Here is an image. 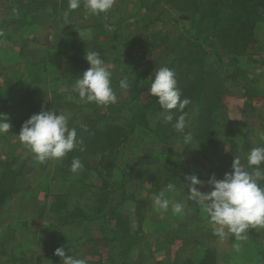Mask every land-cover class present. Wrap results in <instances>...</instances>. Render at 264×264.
Returning a JSON list of instances; mask_svg holds the SVG:
<instances>
[{
  "label": "crops",
  "instance_id": "0c3cea01",
  "mask_svg": "<svg viewBox=\"0 0 264 264\" xmlns=\"http://www.w3.org/2000/svg\"><path fill=\"white\" fill-rule=\"evenodd\" d=\"M37 2L40 4L33 2L32 14L45 5L54 12L67 6V0ZM33 18L31 37L23 35L24 30L8 33L12 41H19L11 54L31 53V80L0 81V113L14 112L25 90L31 89L37 91L41 109L69 116V127H77L81 141L92 140L95 129H103L106 123L121 125L127 135L116 150L87 153V163L82 162L84 170L78 175L69 171L67 156L37 162L19 142L16 134L20 129L0 136V172L6 166L14 185L0 206V264H60L61 258L54 252L61 246L66 255L86 259L88 264H264V229L250 228L249 238L237 254L234 237L222 241L214 236L206 215L194 202H189L182 217L169 211L161 218L151 199L168 183L176 185L179 192L170 196L186 199L187 193L181 191L185 175L195 174L202 181L213 174L223 179L232 171L234 156H246L260 146L257 132L264 131V99L253 102L250 125L245 126L246 121L240 118L249 115L242 108L248 98L244 92H254L252 97L264 94V16L253 27L254 47L243 57L249 59L252 74L240 68L235 80L226 79L225 116L213 124L209 140L192 138L189 145L180 134L162 141L150 131L159 112L148 111L146 125L138 124L142 103L131 101V95L117 94L115 104H93L83 110L54 105L69 99L75 105L81 101L68 94L74 83L65 76L72 57L85 59L86 51H97L113 71L111 37L104 24L105 39L100 41L102 22H90L92 17L84 14L79 25H87L91 32L84 40H79L72 21L65 26L58 22L50 29L51 21L45 25L40 15ZM105 20L107 24L113 21L107 16ZM122 102L127 109L117 114ZM88 121L94 127H89ZM242 163L246 164V159ZM261 184L264 186V181Z\"/></svg>",
  "mask_w": 264,
  "mask_h": 264
},
{
  "label": "clouds",
  "instance_id": "9594fccd",
  "mask_svg": "<svg viewBox=\"0 0 264 264\" xmlns=\"http://www.w3.org/2000/svg\"><path fill=\"white\" fill-rule=\"evenodd\" d=\"M116 0H67V10L63 12L64 26L71 24L70 14L83 7L87 14L93 16L106 15ZM3 33L0 32V36ZM85 60L90 67L79 76L72 85V91L78 94L81 101L97 106H109L117 102V93L113 87V74L105 64V60L97 51H86ZM148 89L150 96L158 98L159 116L163 122L171 124L175 133L183 136L185 144L192 141L188 128L185 109L190 105V98L182 97L177 86L175 72L167 66L156 69ZM119 88L128 90L130 84L127 77L119 80ZM69 116L63 112L45 111L32 114L21 126L16 136L39 163L49 160H62L74 149L83 151L82 141L77 138L75 128L69 127ZM9 117L0 113V136L12 132ZM260 146L253 147L246 156H234L231 172H226L223 179L213 174L207 181L197 175H185L181 191L187 193L186 199L176 200L169 194L178 195L176 185L168 183L158 192L152 194L153 210L161 218L171 211L172 215L182 217L185 209L194 205L207 217L213 235L220 240L229 236L236 241L234 252L239 254L242 243L249 238L250 228L264 229V131H258ZM246 159L247 163H242ZM84 170L78 157L71 161L69 171L78 175ZM200 188L210 187V191ZM187 188V191H185ZM69 253V249H68ZM54 255L61 258L60 264H88L86 259L66 255L64 247H57Z\"/></svg>",
  "mask_w": 264,
  "mask_h": 264
},
{
  "label": "trees",
  "instance_id": "16d2710c",
  "mask_svg": "<svg viewBox=\"0 0 264 264\" xmlns=\"http://www.w3.org/2000/svg\"><path fill=\"white\" fill-rule=\"evenodd\" d=\"M177 2L179 11L177 20L193 19L196 23H203V29L199 30V36L193 37L191 33L188 37L181 39V42L175 47L163 49L161 55L154 57L141 70L140 74L135 76L131 101L142 103L137 116V123L145 126L147 112L160 113L161 109L156 103L158 98L148 95L142 101L140 94L145 89H149L151 84L149 77L153 76L156 69L164 66L169 67L176 74L177 86L182 92V97L186 96L191 100L190 105L185 109L188 120L186 130L189 131L194 140L205 142L211 138L213 124L221 115L220 107L225 95L224 81L226 75L218 71V68L211 65L205 58L202 41L208 40L209 45L222 55L237 56L246 53L253 43V27L264 15V0H177ZM122 37L121 30H115L111 36V48H116L122 44L118 43ZM122 45L126 50L124 52L127 54L126 56H130L131 40ZM124 53H122L121 58H123ZM71 62L72 65L65 76L68 79L72 75L82 76L83 72L90 67L87 61L81 57L74 56ZM121 63L119 65H122ZM82 67L84 70L81 69ZM114 81L116 86L117 81ZM72 82L75 83L76 81ZM72 93L78 96L75 92H68L69 97L73 95ZM79 103L75 105L72 99H69L67 102L56 101L54 105L77 107L80 110L94 106L85 101L84 103L79 101ZM40 107L37 91L25 90L18 103V108L7 115L9 117L8 122L12 125L11 130L21 129L22 124L32 114L41 111ZM125 109H127V105L122 102L117 107L116 113L121 114ZM87 124L89 127H94L92 121H88ZM75 129L77 130V127ZM150 131L162 141L179 136L172 129L171 124L163 122L160 117L155 128L150 129ZM94 135L92 140L82 141L80 147L83 148V151L74 149L67 155L68 162H71L74 157H78L81 162L86 164L87 153L116 150L124 142L127 130L121 125L106 123L103 129H95ZM77 136L80 137L78 134ZM68 166L70 167V165ZM10 180L11 174L4 166L0 172V206L13 190L14 185Z\"/></svg>",
  "mask_w": 264,
  "mask_h": 264
},
{
  "label": "rangeland",
  "instance_id": "374dc122",
  "mask_svg": "<svg viewBox=\"0 0 264 264\" xmlns=\"http://www.w3.org/2000/svg\"><path fill=\"white\" fill-rule=\"evenodd\" d=\"M37 1L39 0H0V32L6 36L3 39L0 36V81L31 80V53H20L19 56L11 54V52L16 50V43L18 44L19 41L18 38L12 41V35L10 34V36H8V33H11L13 30H18L19 33L21 32L20 30H24L26 32L23 33V35L28 33L31 37V28L35 27L33 24L36 20L33 18L34 15H40V17H42V22H46L45 25H48L49 21H51L53 25H48L50 29L58 22L64 24L63 12L67 10V6L64 7L62 11L54 12L50 10L49 5H45L42 9L34 10L32 14L31 7L34 3H38ZM177 6V0H116L113 8L106 15L101 14L100 16H93L87 14L83 7L74 10L70 14V21H72L71 25H73L71 27L78 31L79 40L90 38L91 32L87 25L84 27L79 25L80 17L84 14L92 17L90 22H102L99 25V27L101 26L103 29L99 31V33L103 34L99 36L101 39L100 41H104L105 39L106 28L104 24L108 27V37H111L115 33V30H121L123 37L118 40V43L125 44L131 40L132 46L129 51L130 56H126L127 54L124 53L126 50L122 44L118 45L116 48H111V57L113 56V62H115L116 65L113 71H111L113 74V87L118 95H131L135 76L139 75L141 70L145 68L154 57L161 55L163 49L175 47L181 42V39L188 37L191 33L193 37L200 35L199 30L203 29V23H196L193 19L177 20L179 17ZM106 16L108 19H111L108 21H113L110 23L108 22V24L104 23L106 22ZM38 31L42 30L39 29ZM202 43L205 49V58L208 59L211 65L218 68V71L224 73L226 79L229 81L235 80L237 74H239L240 68L242 71L245 70L247 73L252 74L248 67L249 59L243 58L248 54L243 53L237 56L222 55L217 53V51L209 45L208 40L205 39ZM253 45H255L254 39L252 46ZM7 51L10 54H7ZM122 53H124L123 58H121ZM120 63L122 65H119ZM51 65L53 66L54 63ZM58 67L59 64H57V68ZM81 69L84 70L83 67ZM52 72L54 75H57L54 70ZM122 77H127L130 84V88L126 91L119 88V80ZM77 79V75H72L66 80L76 81ZM114 80L117 81L116 86L114 85ZM244 93L248 94V98H245L246 101L244 105H242V108H244L243 110L249 113V115L248 117L246 116V118L241 117L240 120H245L246 126L248 124L250 125L253 121L251 118L252 116H250L253 102L264 99V94L261 96L258 95V97H252L251 95L254 92L247 90ZM3 95L5 97L8 96L6 91H4ZM148 95V89H145L140 94L141 100H145ZM224 100L225 95L222 99L220 107L221 115L218 120H221V118L225 116L223 104L226 101ZM82 102L84 103V101Z\"/></svg>",
  "mask_w": 264,
  "mask_h": 264
}]
</instances>
